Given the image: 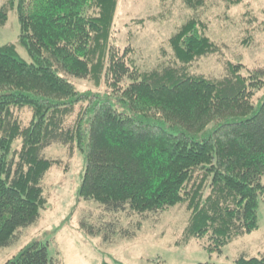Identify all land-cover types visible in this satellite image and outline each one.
<instances>
[{
  "label": "trees",
  "instance_id": "16d2710c",
  "mask_svg": "<svg viewBox=\"0 0 264 264\" xmlns=\"http://www.w3.org/2000/svg\"><path fill=\"white\" fill-rule=\"evenodd\" d=\"M118 3L8 0L0 8V28L13 10L20 24L17 43L0 48V250L40 221L45 179L60 164L46 150L56 145L84 156L79 199L129 216L187 205L185 239L202 242L209 255L259 229L264 97L253 100L264 89V68L245 76L243 65L228 62L224 76L193 75L190 66L220 48L190 19L170 39L175 62L142 72L111 43ZM71 79L106 91L80 92ZM24 109L32 112L28 125L16 113ZM108 225L106 240L117 228ZM236 263L264 264V256ZM6 264L56 263L47 245L33 241Z\"/></svg>",
  "mask_w": 264,
  "mask_h": 264
},
{
  "label": "rangeland",
  "instance_id": "374dc122",
  "mask_svg": "<svg viewBox=\"0 0 264 264\" xmlns=\"http://www.w3.org/2000/svg\"><path fill=\"white\" fill-rule=\"evenodd\" d=\"M8 0H0V8ZM89 13H92L90 11ZM197 19L206 26V36L219 46V54L204 57L190 66L193 75L221 77L232 62L248 70L264 68V0H243L229 4L225 0H205L199 9L189 8L183 0H119L111 32V43L127 53L129 65L142 72L175 62L171 37L188 20ZM20 24L16 12L9 13L0 28V48L16 44ZM23 59L30 62L19 47ZM80 92H105L102 84L71 79ZM264 97L257 92L254 103ZM24 125L32 112L16 111ZM59 165L48 173L44 190L47 204L40 221L17 233L15 243L0 250V264H6L33 241L48 246L56 264H237L240 256H264V202L260 206L258 231L234 241L222 254L209 255L198 240L185 239L191 212L178 205L159 213L129 216L107 212L95 202L78 198L85 170L83 154L78 149L60 145L46 150ZM92 227L96 235L89 234ZM108 224H116V233L106 240Z\"/></svg>",
  "mask_w": 264,
  "mask_h": 264
}]
</instances>
